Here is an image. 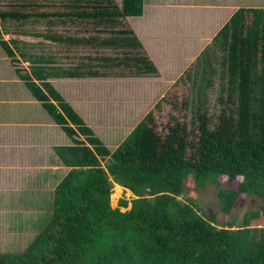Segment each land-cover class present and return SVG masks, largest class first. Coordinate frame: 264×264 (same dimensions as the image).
<instances>
[{
    "label": "trees",
    "instance_id": "1",
    "mask_svg": "<svg viewBox=\"0 0 264 264\" xmlns=\"http://www.w3.org/2000/svg\"><path fill=\"white\" fill-rule=\"evenodd\" d=\"M48 1L0 7V24L49 17L92 21L103 27L97 34L106 36H36L123 55L101 58L106 67L119 68L115 72L66 70L52 66V57L29 55L0 32V45L12 61L29 63L16 67L17 76L72 141L54 147L70 171L54 190L52 219L23 252L0 253V264H264V228L252 227L264 216V205L247 211L240 226L220 227L215 214H201L194 200L182 198L185 181L193 177L197 184L237 185L217 192L225 215L240 199H264V9H238L186 70L182 81L192 83V98L174 100L168 91L111 150L51 79L158 75L125 22L143 15L144 0ZM216 84L220 110L214 120L204 99ZM163 103L177 111L166 122L157 117ZM115 183L134 196L122 198L116 208Z\"/></svg>",
    "mask_w": 264,
    "mask_h": 264
},
{
    "label": "rangeland",
    "instance_id": "2",
    "mask_svg": "<svg viewBox=\"0 0 264 264\" xmlns=\"http://www.w3.org/2000/svg\"><path fill=\"white\" fill-rule=\"evenodd\" d=\"M28 1L0 0V7H17L19 3ZM39 3L43 5L49 1L39 0ZM118 3L121 5L122 1L118 0ZM127 21L126 19L125 22ZM102 28L92 21L72 22L51 17L31 18L27 21L7 20L0 24V32L5 40H17L18 47L31 56L52 57L54 59L52 66L66 70L80 69L82 72L90 69L115 72L119 68H115L112 63L110 67H106L101 58L120 57L123 55L122 51L69 47L36 36L52 32L71 36H91L96 35ZM97 36L104 37L106 34L100 33ZM11 45L15 48V44ZM143 49L145 51L144 45ZM173 51L183 57L178 47H173ZM196 54L197 51L190 55L193 62L198 58L194 59ZM182 64L177 63L173 72L178 74L167 79H161L157 75H146L121 78L108 76L102 79L52 78L51 82L63 97L67 98L74 108L76 107L77 112L82 113L83 119L85 118L86 123L99 133L105 144L114 150L128 131L141 121L157 102L165 99V95L168 97V91H173L174 100H182L184 96L192 98V83L182 81L189 68L187 64ZM17 66L28 67L29 63L12 61L0 45V116L4 121L14 122L13 126L2 123L0 130V253H21L39 235L52 219L54 190L62 177L70 171V168L58 159L53 146L69 145L72 141L48 116L24 82L19 79L16 74ZM140 77H145L146 82L138 79ZM179 78L180 83L175 85ZM218 94L219 85L216 84V87L208 89L206 100L204 99L205 103L207 101L208 113L214 120L220 110ZM195 104L193 103L194 107ZM175 109L174 106L163 103L157 114L158 120L166 122L169 114H177ZM21 113L26 117L20 115ZM125 114L130 116L127 117L129 121H126ZM184 187L185 195L182 198L186 200V197H190L194 200L201 214H215L220 227L226 225L238 227L242 224L247 211L259 210L264 205L263 198L251 195L240 199L232 213L225 215L221 212V201L217 192L220 189H236V184H218L210 180L197 184L193 177H189ZM133 197L131 191H125L117 183L114 184L111 196L113 207L116 208L122 198L131 200ZM130 207L131 203L127 209L122 210L126 211ZM252 227L264 228V216L254 220Z\"/></svg>",
    "mask_w": 264,
    "mask_h": 264
},
{
    "label": "crops",
    "instance_id": "3",
    "mask_svg": "<svg viewBox=\"0 0 264 264\" xmlns=\"http://www.w3.org/2000/svg\"><path fill=\"white\" fill-rule=\"evenodd\" d=\"M116 1L118 2V0ZM240 8L264 9V0H144L143 15L128 17L126 23L134 30L143 43L146 53L157 66L159 70L157 76L161 79H167L178 74V72H173L177 63L187 64L189 68L194 63L190 55L197 51L196 57H194L196 59ZM188 38L194 40L187 41ZM173 47H178L183 57L174 53ZM187 52L189 53L187 54ZM170 53L174 54L171 56ZM138 79L146 82L145 77ZM65 99L72 105L67 98ZM74 109L76 110V107ZM79 114L82 115L81 112ZM20 115L26 117L24 113ZM124 116L126 121H129L127 117L130 116L127 114ZM2 123L13 126L12 123L14 122L4 121L0 116V130H2ZM15 125L17 124L15 123ZM136 125L128 131V134ZM90 127L92 128V126ZM94 132L100 137L98 132L95 130ZM55 146H53V150Z\"/></svg>",
    "mask_w": 264,
    "mask_h": 264
}]
</instances>
